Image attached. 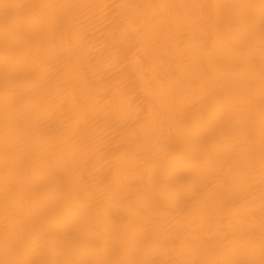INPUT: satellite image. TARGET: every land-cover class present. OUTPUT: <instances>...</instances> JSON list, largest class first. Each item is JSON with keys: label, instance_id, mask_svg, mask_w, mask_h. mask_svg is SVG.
Wrapping results in <instances>:
<instances>
[{"label": "bare ground", "instance_id": "bare-ground-1", "mask_svg": "<svg viewBox=\"0 0 264 264\" xmlns=\"http://www.w3.org/2000/svg\"><path fill=\"white\" fill-rule=\"evenodd\" d=\"M0 264H264V0H0Z\"/></svg>", "mask_w": 264, "mask_h": 264}]
</instances>
